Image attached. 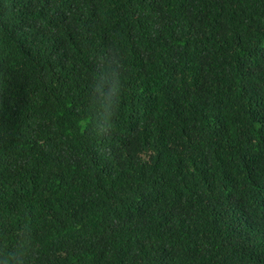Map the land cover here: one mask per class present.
<instances>
[{
	"label": "trees",
	"instance_id": "obj_1",
	"mask_svg": "<svg viewBox=\"0 0 264 264\" xmlns=\"http://www.w3.org/2000/svg\"><path fill=\"white\" fill-rule=\"evenodd\" d=\"M0 264H264V0H0Z\"/></svg>",
	"mask_w": 264,
	"mask_h": 264
}]
</instances>
